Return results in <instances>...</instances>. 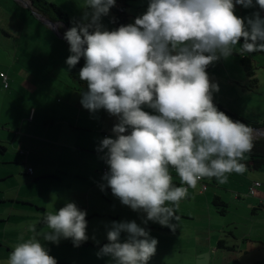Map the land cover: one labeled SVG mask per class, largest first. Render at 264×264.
I'll return each mask as SVG.
<instances>
[{"label": "clouds", "instance_id": "obj_1", "mask_svg": "<svg viewBox=\"0 0 264 264\" xmlns=\"http://www.w3.org/2000/svg\"><path fill=\"white\" fill-rule=\"evenodd\" d=\"M115 3L86 0L81 20L64 33L66 64L71 69L85 61L79 71L88 88L83 108L103 109L118 121L114 138L100 144L109 168L101 190L110 188L123 205L145 213V223L175 231L172 221L179 219L175 212L189 188L205 178L226 184L229 174L247 171L241 161L254 146L253 129L217 108L213 93L219 86L207 68L230 58L237 45L239 52L264 51V18L235 14L236 5L249 8L253 0H148L134 23L109 31L101 19ZM256 4L264 10V0ZM86 215L74 202L46 211L40 221L46 229L33 227L35 234L12 248L6 264H57L40 238L79 246L88 239ZM107 240L98 255L114 264H148L158 245L135 221L112 222Z\"/></svg>", "mask_w": 264, "mask_h": 264}, {"label": "rangeland", "instance_id": "obj_2", "mask_svg": "<svg viewBox=\"0 0 264 264\" xmlns=\"http://www.w3.org/2000/svg\"><path fill=\"white\" fill-rule=\"evenodd\" d=\"M48 1L57 4L73 17L81 18L86 11V0ZM19 2L18 0L0 2V25H2L0 73L3 72L7 76L8 85L5 88V80L0 77V138L5 141L3 145L8 149L5 155L0 153V176L9 171L11 172L9 174L14 175L10 177L8 184L13 188L10 192L12 197H17L21 191L17 187L19 181L32 180L28 174L29 167L37 166L41 169L45 168L46 171L49 169L47 171L51 173L49 175L53 173L61 178L62 183L52 178H45L35 185L37 203L39 202L41 207H46V211H58L66 203L74 202L79 209L86 211L89 215L86 219L87 241H94L91 243L93 248L84 249L74 246L71 239L63 238L58 244L45 241L42 237L40 242L49 250V255L57 261H68L65 264H114L110 256L98 255L103 245L108 243L107 232L112 222L135 221L139 226L146 228L145 213L133 211L123 205L113 196L110 188L105 187L103 191L101 190V185H106L102 179L103 168L106 167L108 171L109 168L104 160L107 150H99L100 144L105 137L114 138L112 128L118 122L117 118L110 116L103 109L95 113L87 109L83 111L76 109L71 112L65 110L63 105L69 103L70 97L64 96L65 91L54 89L51 81L60 79L63 83L64 78L71 79L69 72L72 68L69 69L66 64L70 55L69 44L66 46V41L59 38L57 31L51 25L41 21L32 7L28 6L25 9ZM127 2L130 4L129 13L133 15L130 17V23H134L136 16L147 11L148 0H127ZM23 4L26 5L24 2ZM30 4L32 6V3ZM117 5L120 4L116 2L115 6ZM136 5H142L143 8L139 10ZM257 12L261 18H264V10L260 9L256 0H253L252 7L244 8L236 5L235 8V14L241 18L250 17ZM114 15V10L111 8L109 14L101 19L107 30L114 26ZM239 44H243V39ZM238 49L239 45L230 58L213 63L212 69L207 71L210 80L219 86V91L213 93V99L249 120L261 121L264 119V51L246 53L239 52ZM245 56L251 57L253 65L257 67L255 84L246 75L242 65V58ZM36 89L40 90L36 91ZM82 93L77 92L80 96ZM144 110L156 114L147 107ZM35 111L38 112L36 124L26 122L28 115L34 114ZM47 117L55 119L58 124H44L42 119L45 120ZM253 137L260 136L253 131ZM3 159L6 161L3 162ZM18 163L24 165L20 166ZM248 172L247 169L244 174L231 173L228 182L222 185L216 184L213 179L205 178L208 191L202 193L203 186L200 181L195 189L190 188L187 198V200L190 197L196 199L192 202L180 201L176 211L192 213L193 216L179 215V219L173 220L172 223L176 224L179 232L176 237L181 238L188 245V252L198 251L197 247L204 242L200 230L208 223L213 224L216 230L219 228L223 230V236L220 231V237L226 239L225 245L232 241L231 232L237 233L238 236L248 233L252 237H264V207L256 211L253 208L255 196L250 194L252 185L246 177ZM22 174L28 178L23 177ZM174 177L179 180L176 173ZM26 189H22V197L28 194ZM217 194L229 205L225 215L218 213L216 207L212 205ZM206 198H210V207L218 221L209 219V205L205 202ZM44 213L45 211L40 213L35 220L31 218L27 220L25 226L24 223L19 226L13 224L15 228L22 226L26 228L22 240H27L35 234L31 230L33 227L36 232L46 229L45 224L40 222ZM147 225L164 227L152 221H148ZM125 239V236H121V241ZM254 239L258 241L246 243L251 245L248 261L258 259L257 257L264 260V242H259L260 238ZM217 241L216 239V244ZM216 248L213 250L214 254L217 253ZM218 252H220L218 260L221 264L233 263L230 255L233 257L235 251L218 247ZM166 254L167 252L164 251L161 254L157 253V256L164 258ZM206 254L209 256L207 252ZM156 258H151L150 261L157 260ZM189 261L194 264L197 261L200 264H207L205 257L198 260L196 255Z\"/></svg>", "mask_w": 264, "mask_h": 264}, {"label": "crops", "instance_id": "obj_3", "mask_svg": "<svg viewBox=\"0 0 264 264\" xmlns=\"http://www.w3.org/2000/svg\"><path fill=\"white\" fill-rule=\"evenodd\" d=\"M8 2L9 0H0V2ZM27 2L31 3L30 0H26ZM138 1V0H135ZM19 2V1H18ZM25 9L28 8V6H26L25 4H23V2H19ZM138 3V2H136ZM137 8L139 10H141L143 8L142 5H136ZM130 7V4L128 6V8ZM30 9V8H29ZM113 9V8H112ZM31 10V9H30ZM32 11V10H31ZM127 13L129 14V23H130V17L133 16L129 13V9L127 10ZM137 17V16H136ZM135 17V18H136ZM41 21H44L43 19H41ZM43 23V22H42ZM57 23V28L55 29V31H57V34L59 36V38L62 39L64 37V33L68 30V28L61 22H56ZM113 28H108L109 31H111L110 29L114 30L116 29L115 23H114V17H113ZM2 27V25H0V28ZM64 41H66L64 39ZM66 46H67V41H66ZM56 73V71H54ZM3 73V72H1ZM0 73V74H1ZM54 73H52L53 76ZM1 77V75H0ZM54 77V76H53ZM2 78V77H1ZM4 81V78H2ZM51 85L54 89H56L57 91H65L64 92V96L67 98V96L70 97V100L68 101L69 103H65L63 105V107L65 108L66 111L71 112L74 111L76 109H78L79 111H83L85 108H83L82 104L80 103L82 96H80V94L78 93H82L83 91H79L76 88V85L74 83L73 80H65L63 83L60 82V79H55L51 81ZM75 87V89H74ZM40 89H36V91H39ZM37 113L35 111L34 114L30 113L28 115V120H26V122H30L32 124H36V116ZM34 115V116H33ZM1 122V121H0ZM42 122H45L44 124L49 125V124H55L57 125L58 123H56V120L53 118H49L47 117L45 120L42 119ZM3 139L0 138V145L4 146L6 149L3 152V155L6 154V152L8 151L7 147L5 145H3ZM5 142V141H4ZM6 161V159H3V162ZM9 163V162H6ZM13 163V162H12ZM20 164V166L22 163H18ZM30 169H28V174L29 176L32 177V180H26V181H19V184L17 185L18 188L21 189L19 195L17 197H12L10 195L11 190L13 189L9 184V180L10 177L14 176L13 174H9L11 173L10 171L7 173H3L2 176H0V186H4V188H0V264H6V261L8 259L9 253L12 251V248L19 242L22 241V239L25 237V232H26V228L24 227L25 224L28 222L27 220H30V218L32 220H35L38 218V216L40 215V213L42 212H46V207H41L39 202L37 203V196H36V188L35 185L38 184V182H40L42 179L45 178H49L48 176H55L53 175H49L51 173H47V171H49V169L46 171L45 168H38L37 166L32 168L29 167ZM107 169V168H106ZM31 170V171H30ZM108 170V169H107ZM249 174L246 175V177L248 178V180L250 181V184L252 185V183L254 181H260L262 182V186L259 188V191L257 192L255 196V200H254V205L253 208L254 210H259L261 208L264 207V169L260 170V171H249ZM23 177H27L25 174H22ZM45 175V176H44ZM104 175V174H103ZM50 177V178H52ZM28 178V177H27ZM173 183H177V186H180V181L176 180L175 177H173ZM56 181H59L62 183L61 178H59L58 176H55V178H53ZM52 179V180H53ZM21 180V179H19ZM202 183V186L204 185V181L205 179L200 180ZM199 181V182H200ZM23 188H27L26 190L28 191V194L23 195L24 197H22V189ZM209 189H207L206 191H208ZM205 191V192H206ZM204 191L202 190V193ZM190 193V188L188 189V194ZM219 196V194H217ZM188 195L186 198H184V202L188 201V202H192L193 199L192 197H190L189 200H187ZM205 202L209 205L208 206V216L209 219L211 218L213 221H218L217 218H215L214 213L212 212V208L210 207L211 202H210V198H206ZM32 205H30V204ZM213 205V202H212ZM213 207H215L213 205ZM176 216H186V217H191L193 216L192 213H179V212H175ZM89 218V215H86V219ZM21 223H24V226H22V228H15V226H13V224L19 226ZM148 221L145 224L146 228L145 230L149 232V235L151 238H156L158 240V245H157V250L155 255L152 258H156L157 253L161 254L164 251L167 252V254L165 255L164 258L162 257H158L156 258L157 260L154 261H150L148 262V264H194L192 261L190 262V260H192V257H194L195 255L198 257L199 259H202V257H205V260L207 261V264H221L220 261L218 260L219 256H220V252H218V247H219V242L220 240L224 239L223 237L221 238L220 236H223V230L222 229H215V227L213 226V224L208 223V225L200 230V234L202 236V240H204V242H202V245L198 248L197 252L191 253L188 252L189 248L188 245L181 240V238H177L176 236L179 234V232L177 231V229L175 228V231L171 230L168 227H156V226H152L149 227L148 225ZM30 225V224H27ZM12 226V229H11ZM264 227V226H263ZM264 230V229H263ZM217 231V232H215ZM220 231H221V235H220ZM121 236H127L126 233H121ZM163 236H168L170 238H162ZM231 236H232V241L230 244H227L226 246L229 249V251L233 250L235 251V255L232 257L230 255V257L232 258V264H235V262H239L240 264H264V260L261 259V257H257L258 259H254L252 261H248L247 256L250 254V248L251 245L246 244L247 242H251V241H258L257 239L254 238H260L259 242H264V237H252L250 235H248V233L246 235L243 236H238L237 233L235 234V232H231ZM264 236V235H263ZM218 240L216 244L215 240ZM221 238V239H220ZM165 240V241H164ZM226 240V239H225ZM94 242L92 240L90 241H85L83 243H81V245H79L80 247H83L84 249H89V248H93L91 243ZM164 242V243H163ZM248 245V246H246ZM217 247V248H216ZM214 248H216V252L214 254ZM221 248V247H219ZM206 252L208 253L209 256H207ZM206 254V255H205ZM263 260V261H261ZM68 263V261L66 260H61V261H57V263ZM196 264H200L199 261H197Z\"/></svg>", "mask_w": 264, "mask_h": 264}, {"label": "trees", "instance_id": "obj_4", "mask_svg": "<svg viewBox=\"0 0 264 264\" xmlns=\"http://www.w3.org/2000/svg\"><path fill=\"white\" fill-rule=\"evenodd\" d=\"M32 3V8L40 12L42 15L48 17L53 22H61L63 23L68 29L74 26L76 23H78L81 18L70 16L66 11L61 9L57 4L49 2L48 0H30ZM120 5L113 6L114 10V23L116 26V29L121 25H127L129 24V14L127 13L128 10V2L127 0H117ZM116 4V3H115ZM68 44V42H67ZM260 52V51H259ZM84 59L81 58V60L78 62V64L71 69L69 72V75L71 79L74 81L76 88L79 91L86 92L88 90L87 83L85 81H81L79 78V71L84 66ZM242 65L244 67V70L246 71V75L251 78L252 83H257L256 77V69L257 67L253 65V60L249 56H245L242 58ZM212 66L209 65L207 68L208 70H211ZM214 104L217 106V108L220 111H223L226 115H228L233 121H239L245 125H249L252 127H258L264 129V119L261 121H252L248 118L242 116L241 114L234 112L224 105H222L219 101L216 99H213ZM253 148L251 152L245 154V159L241 161L242 163L246 164V167L248 171H260L264 169V137H253ZM5 147L0 145V152L5 151ZM106 167L103 168V174H105ZM108 172V170H107ZM175 171H172L173 177L175 176ZM49 178L52 176H48ZM55 178V176L52 177V179ZM216 184L218 182L215 178H212ZM176 186L177 183H174ZM204 185L206 186V189L203 187V191L205 192L208 189V183L204 182ZM30 204V203H29ZM32 205V204H30ZM213 205L216 207V210L221 215H225L228 212L229 205L228 203L222 199L221 196L215 195L213 199ZM225 239L220 240L219 247L222 248H228L226 245ZM65 264V263H62ZM235 264H240L239 262H235Z\"/></svg>", "mask_w": 264, "mask_h": 264}, {"label": "water", "instance_id": "obj_5", "mask_svg": "<svg viewBox=\"0 0 264 264\" xmlns=\"http://www.w3.org/2000/svg\"><path fill=\"white\" fill-rule=\"evenodd\" d=\"M18 1L24 2V3H26L27 6L32 7L31 4L29 2H27L26 0H18ZM33 10L41 19H43L46 23L51 25L53 29L57 28V23L56 22H53L52 20H50L48 17L42 15L37 10H35V9H33ZM62 38L64 39V37H62ZM247 126H249V125H247ZM249 127H251L256 134H258L261 137H264V129L258 128V127H252V126H249Z\"/></svg>", "mask_w": 264, "mask_h": 264}, {"label": "built area", "instance_id": "obj_6", "mask_svg": "<svg viewBox=\"0 0 264 264\" xmlns=\"http://www.w3.org/2000/svg\"><path fill=\"white\" fill-rule=\"evenodd\" d=\"M1 74H3V73H1ZM1 77L4 78V80L7 81V76H5V75L3 74V75H1ZM30 171H31V170H30ZM104 173H107V170H105ZM261 186H262V182H260V181H254V182L252 183V186H251V189H250V194H251V195H256L257 192L259 191V188H260ZM203 187H204V189H206V186H205V185H203Z\"/></svg>", "mask_w": 264, "mask_h": 264}]
</instances>
